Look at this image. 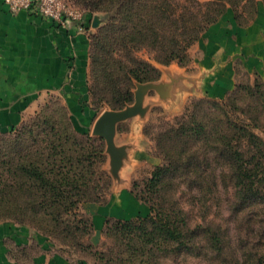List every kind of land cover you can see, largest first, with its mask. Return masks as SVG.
Returning a JSON list of instances; mask_svg holds the SVG:
<instances>
[{
  "label": "trees",
  "instance_id": "obj_1",
  "mask_svg": "<svg viewBox=\"0 0 264 264\" xmlns=\"http://www.w3.org/2000/svg\"><path fill=\"white\" fill-rule=\"evenodd\" d=\"M77 1L89 11L106 12L97 46L124 73L126 85L114 97V108L122 109L134 101L136 82L162 76L158 64L189 65L191 46L230 6L235 19L247 24L257 15L259 0ZM143 48L158 64L139 56ZM246 97L256 100L242 110L246 118L232 115L228 108ZM263 109L259 77L214 99V117L195 118L187 107L176 125L153 137L163 161L142 182L134 181L132 192L150 212L108 218L103 235L109 243L101 247L82 240L93 235L94 223L80 206L102 202L112 185L104 167L105 141L79 132L68 116L60 127L45 119L51 132L32 136L9 155L0 208L18 212L104 264H176L167 260L183 254L210 264H264V138L256 132L264 131Z\"/></svg>",
  "mask_w": 264,
  "mask_h": 264
},
{
  "label": "crops",
  "instance_id": "obj_2",
  "mask_svg": "<svg viewBox=\"0 0 264 264\" xmlns=\"http://www.w3.org/2000/svg\"><path fill=\"white\" fill-rule=\"evenodd\" d=\"M95 23L87 12L82 21L62 25L28 10L13 12L0 0V132L16 128L54 94L79 107V99L88 91ZM190 56L187 66L177 62L161 66L162 76L142 87V111L117 124L116 145L125 147L124 154L137 163L146 159L159 164L144 133L152 107L177 114L192 97L224 98L241 74L264 80V2L258 1V13L247 24L235 19L230 6L192 45ZM82 208L92 217L94 234L103 233L108 218L130 219L149 211L126 187L109 202H87ZM8 230L0 229V264H86L75 263L43 235H6Z\"/></svg>",
  "mask_w": 264,
  "mask_h": 264
},
{
  "label": "rangeland",
  "instance_id": "obj_3",
  "mask_svg": "<svg viewBox=\"0 0 264 264\" xmlns=\"http://www.w3.org/2000/svg\"><path fill=\"white\" fill-rule=\"evenodd\" d=\"M200 1L205 2L209 0ZM72 2L74 3V5L76 4L78 7H81L82 9L86 8L89 11V8L83 3L78 2L77 0H72ZM89 12L93 17V20H95L96 26L93 29V32L90 37V55L86 78L88 84V91L86 92L85 98L81 97L79 99V107L73 108L61 94H54L49 97V100L43 106H41L35 113L27 116L25 120L16 128L11 131L0 132V182H2V184L9 178L7 173V167L9 164L7 160L10 159L9 155L13 156L12 151H15L18 147L24 145L25 143H29L30 138L34 135L42 137L44 136L45 130L51 132L50 124L45 123V119H48L51 122L58 121V126L60 127L62 125V122L65 121L66 117L68 116L70 117L73 126L79 132L90 133L93 137H102L95 131V124L98 118L105 111L122 110L134 105L138 88L149 83L136 82L134 86V101L122 109L114 108L117 106V104H114V97L117 93L116 91L117 89H119V87H122L124 89L126 85V79L124 77V73L120 69L119 64H117L111 58V55L105 54L97 46L98 41L101 37L102 27L107 23V19L105 17L106 12L103 9L92 11L90 10ZM138 54L140 57L146 59L147 61L154 64H158L154 59L155 55H153L152 51L143 48ZM108 64L111 65L107 66ZM158 65L162 66L160 64ZM106 69L112 72L114 78L110 79L111 75H109V72H107ZM248 77L251 79V81H255L256 79H258V77H256L253 80L249 75L241 74L240 77L237 79L236 85L238 83L246 81ZM261 81L264 82L263 79H261ZM116 82L118 84H116ZM214 99L215 98H210L207 96L192 97L188 101L186 106L177 114H172L166 111L162 106L152 107L150 118L146 120L144 125V133L152 144V150L150 151V153L159 159V163H161L163 159L159 157L158 150L156 151L153 137L155 138L156 134L160 130H163L164 128L169 127L171 125H176L178 119H180V117L187 111V107L191 109V112H195V115H193V117L195 118L202 119L201 117L205 116L207 119H209L211 117H214ZM255 102V99L251 97H246L242 100H239L236 103L235 107L230 106L228 110L234 116L237 115L238 117L246 118V115L243 114L242 110L245 109L247 103L253 104ZM124 121H128V119ZM256 132L264 138L263 130L258 129L256 130ZM102 138L105 141L106 154L108 157L104 167L112 176V185L111 187L104 189L105 192L103 194V199L102 202H100L106 203L112 200L114 194L117 193L119 189L126 187L127 190H132L134 181L142 182L145 177H148L150 175V172L152 171L155 164H152L146 159L140 160V162L137 163V161H134V157L126 156L124 154V152H127V149L125 147L120 148L116 145V143V147L120 148L121 150V156H118L117 160L114 161L115 159L113 160V155L111 150L109 149L106 139L104 137ZM83 204H81L80 206V209L82 211ZM149 212L150 209L148 213ZM140 215L143 216L144 214ZM27 219L28 218L20 216L18 212L16 213V215H14L10 214L8 211L6 212L4 208H0V229H9L7 232H5L7 233L6 235L10 233H22L24 235H27L28 237H32L40 234L45 236L49 242L58 246L59 249L62 250L75 263L85 262L86 264H104V262L98 260L93 255H91L89 251H80L77 247L68 246L67 243H70L69 240H66L60 236L58 238V236H54L52 233L46 230L39 229L35 226V224H33ZM90 239L99 247L103 246L102 243L104 241L109 243V239L106 238L103 233L100 232V230H97V234L93 233L91 237H82V240L88 241ZM30 250L34 251L35 248L31 247ZM167 261L169 263L176 264H210L205 259L194 258L192 256H187L184 254L180 255L176 259L170 258ZM214 264L217 263L214 262Z\"/></svg>",
  "mask_w": 264,
  "mask_h": 264
},
{
  "label": "built area",
  "instance_id": "obj_4",
  "mask_svg": "<svg viewBox=\"0 0 264 264\" xmlns=\"http://www.w3.org/2000/svg\"><path fill=\"white\" fill-rule=\"evenodd\" d=\"M11 11L28 10L49 20L65 25L70 20L82 21L86 10L76 7L71 0H4Z\"/></svg>",
  "mask_w": 264,
  "mask_h": 264
},
{
  "label": "water",
  "instance_id": "obj_5",
  "mask_svg": "<svg viewBox=\"0 0 264 264\" xmlns=\"http://www.w3.org/2000/svg\"><path fill=\"white\" fill-rule=\"evenodd\" d=\"M144 86H140L139 91L136 93V101L134 105L129 106L122 110H108L105 111L96 121L95 131L104 137L108 143L109 149L112 152L113 160L116 161L118 156H121L120 148L115 145V133L117 124L136 116L142 111L141 94Z\"/></svg>",
  "mask_w": 264,
  "mask_h": 264
}]
</instances>
